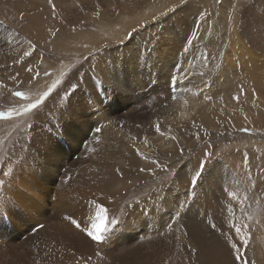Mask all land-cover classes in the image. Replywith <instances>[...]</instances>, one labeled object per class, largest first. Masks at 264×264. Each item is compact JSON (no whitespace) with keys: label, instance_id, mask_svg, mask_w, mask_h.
<instances>
[{"label":"rangeland","instance_id":"374dc122","mask_svg":"<svg viewBox=\"0 0 264 264\" xmlns=\"http://www.w3.org/2000/svg\"><path fill=\"white\" fill-rule=\"evenodd\" d=\"M46 1L0 0V24L16 30L22 45L12 70L8 73L0 70V112L11 113L8 119H0V180L5 181L0 185V192L11 198L0 207V264H125L127 261L122 260V256L126 250L133 253L136 248L137 254L132 257L134 264H190L179 237L172 235L176 231V220L170 214L166 224H159L154 231L145 233L152 236L150 233L157 232L153 235H158L166 247L159 260L151 250L153 243L138 232L147 228L149 223L146 226L138 225L137 221L133 223L136 216L133 212L138 203L151 197L150 189L161 187L162 183L153 180L144 184L145 181L136 180L133 174L124 176L123 169L131 168L130 155L134 157L135 154H127L125 147L132 140L153 131V128H147V122L154 112L157 114L159 110L171 107L202 81L196 78L202 68H208L206 80L220 71L225 65V55L229 53L234 64L232 72L230 67L227 68L230 83L225 85L226 77L216 90L224 107L240 106L250 110L254 125L249 127L245 119L248 115L242 114L240 118L247 126L239 128L231 114L217 104L218 108L211 109L210 118L221 127L216 125L213 129L208 121L195 120L193 123L197 127L194 130L198 128L199 135L196 136L194 130L190 133L187 142L193 137L196 142L186 144L191 150L183 148V154L197 155L199 162L205 159L204 153H211L208 166L217 158H232L237 152L246 151L248 157L255 155L256 161L262 160L260 168L264 170V53L256 51L246 41L249 40L246 39L248 29L254 31L257 38L261 30L258 27H264V23L260 26L264 18V0H209L212 10H209L208 17H213L218 25L213 49L203 44L193 48L190 43L183 45L186 50L184 65L186 69L193 67L195 72L187 80L178 82L172 90L165 83L164 88L149 91V84L135 97L129 95L130 101L120 98L119 92L107 84L94 67L101 54L114 47L111 36L121 26L119 22L103 17L93 25L88 24L87 17L98 19L99 10H103L99 7L95 11L85 9L68 13L66 21L64 14L67 12L63 11L61 15L54 12L53 17H38L34 26L36 11H41L39 3ZM75 1L67 3L75 7ZM204 1L130 0L132 10L116 16H122L125 22L142 19L143 25H135L131 36L133 32L151 34L150 41L156 47L151 52L158 55L156 51L162 53L166 45L157 28L169 17L187 19L188 23L194 21L197 24L195 28L192 25L191 34L187 36L203 38L205 32L199 28L203 15L197 11L202 8L201 12L204 9L207 12ZM29 2L38 6H31ZM232 16L235 22L229 20ZM148 17L153 19L144 20ZM113 27L116 28L112 30ZM233 27H236V33L230 31ZM233 35L241 36L244 44L250 45V53L239 45L241 55L235 54V47L230 45ZM26 42L28 46L24 45ZM221 47L225 49V55L220 52ZM26 52L31 55L25 56ZM50 63L57 64L58 68L48 69ZM29 67L33 69L32 73L25 70ZM45 72L54 75L48 83L50 75L45 76ZM37 73L39 77L34 79ZM13 76L15 80H11ZM56 80L60 84L50 94L44 108L28 115L17 114L24 102L13 96L16 90H23L35 98ZM15 81L17 83L12 84ZM169 94L172 96L167 101L165 98ZM237 113L242 110L237 109ZM172 166L166 176L175 173L178 162ZM110 171L118 175L117 179L109 176ZM139 173L145 174L144 171ZM180 186L176 187L180 189ZM163 189L162 186L159 191ZM119 192H122L120 196ZM252 195L260 198L247 226L248 239L242 253L244 261L234 262V256L227 251L229 248L225 249L226 257L235 264L264 262V194L260 190ZM177 213L175 211L173 215ZM73 219L81 222L82 227L86 225L87 230H94L93 224L107 228L102 233L103 242H94V255H85L87 239H91L85 231L74 226ZM134 226L136 229L131 231ZM128 233L130 240L125 241L122 237ZM110 238L113 239L109 240L112 249L108 252ZM227 239L220 236L219 244L230 246ZM180 256L186 259L182 263Z\"/></svg>","mask_w":264,"mask_h":264},{"label":"bare ground","instance_id":"6f19581e","mask_svg":"<svg viewBox=\"0 0 264 264\" xmlns=\"http://www.w3.org/2000/svg\"><path fill=\"white\" fill-rule=\"evenodd\" d=\"M68 1L51 0L50 3L47 0L46 2H40L39 6L36 5L37 3L29 2V5L38 6L41 10L40 12L36 11L37 17L33 23L34 26L37 24L36 20L38 17H53L54 12L57 15H61L63 11L67 12V14H64L66 21V18L69 17L68 13L84 11L85 9L95 11V9L99 10V7L102 8L103 10H99L98 19L87 17L88 24L93 25L99 19L105 17V19H112L111 22H119L121 26L115 32L113 31L111 36L114 47L107 49L105 53L101 54L100 58L96 60L94 67L96 72L107 81V84H110L119 92V97L127 98V101H130L137 92L149 84V91H157V88L163 87L165 83L172 90L178 82L187 80L190 74L195 71L191 66L186 69L184 65L183 59L186 50H184L183 45L190 43L189 45L192 48L199 44L211 49L214 47L212 43L217 36L218 25L213 17H208V12L211 9L209 0L204 1L207 6V12L205 9L201 12L202 8L197 11L203 15V19L200 22L201 27H199L202 32H205L203 38L199 39L191 35L189 37L193 36V38L190 40L187 36L191 34L189 31L192 25L195 28L197 24H194V21L188 23L187 19L181 20L177 16L169 17L157 28L163 44L166 45V49H162V53L156 51L158 55H154L151 52V50L156 49L153 42L150 41L152 38L151 34L133 32L134 34L131 36V31L135 25H143L142 19L134 18L125 22L121 18L122 16L117 17V13L120 14L125 11L126 13H123L127 14L132 10L133 5L130 4V0H76L75 7L73 4L67 3ZM113 4L115 6L109 8ZM18 9L19 11L22 10L21 7ZM213 14L216 16L215 13ZM56 17L59 18V16ZM147 19H153V17H148L144 20ZM234 19L235 17L232 16L229 20L235 22ZM108 22L110 23V21ZM261 22L260 26L263 25L264 18ZM74 23L78 24V21ZM38 28H40L39 25ZM115 28L113 27L112 30ZM258 28L261 29L257 33L259 37L256 38L255 32L248 29L249 35L246 36V39L249 40L246 41L252 44L251 46L249 45L250 47L260 53H264V27ZM230 31L236 33V27H233ZM23 39L26 40L25 38ZM24 45L28 46V43L26 42ZM230 45L235 47V54L238 55H241V51L238 49L239 45L243 51L249 52L250 49L247 44H244L241 36L233 35ZM31 49L33 50L32 45ZM20 51H22V45L19 33L0 24V70L7 73L8 71L10 72ZM222 51L225 55V49L221 47L220 52ZM225 56V65L220 71L216 72L209 80H206L204 78L208 75V68H202L201 72L196 75V78L202 81L196 87H193L188 94L178 98L171 107L159 110L157 114L154 112V115L150 116L147 122V128H153V131L146 132L139 138L129 142L125 147L127 154L135 152L136 155L133 153V157L129 154L132 165L130 169H123L124 176L133 174L136 180L145 181L144 184L147 181L156 180V183L161 182L162 185L160 186L164 187L163 191H159L161 188L159 185H156L159 188L155 187L153 189L152 187L150 189L152 190L151 197L138 203L137 208L133 212L136 213L133 223L137 221L138 225L142 226H146L149 223L147 228L138 232L143 234L142 236H145L149 242L153 243L154 246L151 247V250L155 253L153 255H155L156 260L161 258V253H165L166 247L159 240L158 235H153L157 234V232L150 233L152 236H147L145 233L147 230L154 231L159 224H166L170 214V217L176 220V231L172 235L179 237V241L182 243V251L187 256V260L180 256L182 258L180 263L186 260L190 264H235L230 261V258L226 257L225 249L229 248L227 251H230L231 255L235 257L237 253L232 249V245L236 244L240 248L239 254L242 255L245 247L243 241L248 239L247 226L260 198H257V196L255 198L252 192L261 190L264 194V170L261 171L260 168L262 160L260 159L261 162L256 161L255 155L251 154L248 157L249 154L246 151L247 155L241 151L237 152L232 158L227 156L213 160L206 166L195 190L193 191L190 187L191 178L195 175L199 162L197 161V155L187 156V153L184 152L183 154L181 149L191 150L186 148V144L188 146V144L192 145L196 142V137L187 142L190 133L197 127L193 122L195 120H206L210 123L211 128H216L217 122H212L210 117L212 115L211 109L218 108V105L231 114L236 124H239V128L247 126L243 122L244 119L240 118L242 114L243 116L248 115L245 119L249 127H252L255 122L252 116H249V114L251 115L250 110H244L240 106H233L231 109L223 106L221 95L216 90L217 85L224 81L226 77L225 85L230 83L228 80L230 75H227L229 72L227 68L230 67V72H232L234 67V64L231 63L233 59L229 58L230 54L227 53ZM51 68L57 69V64L50 63L48 69ZM53 77L54 75L51 74L47 78V83ZM15 83L17 82L15 81L12 84ZM129 95L132 98H129ZM170 96L172 95H167L165 99L167 100ZM225 99L229 100L226 96ZM237 109H241L242 113H237ZM169 112L171 113L168 114ZM157 124L160 127L159 132L156 131ZM218 126L221 127V125ZM197 130H194L196 136L199 135H197L199 133ZM156 161L158 163H155ZM176 161L179 166L175 169V173L171 176H166L167 171L173 167L172 165ZM138 166H140V169L137 171ZM141 169H143L145 174L139 173L142 171ZM164 174L165 176H163ZM109 176L112 179H117L118 175L110 171ZM164 177L166 178L164 179ZM164 181L166 182L164 183ZM179 184L181 185L180 189L176 187ZM118 194L120 196L122 192ZM261 199L263 200V198ZM151 201L154 204H151ZM175 211L178 213L173 215ZM236 228L241 229L239 234L235 232ZM135 229L136 226L132 227L131 231ZM129 234L124 235L122 238H125V241H129ZM220 236L228 238L230 246L224 247L219 244ZM109 240L113 241L112 238ZM110 241L107 245L109 248L106 249L108 252L112 249ZM260 243H262V240ZM137 250L138 248L133 253L132 250H126L125 255L122 256V260L127 261L125 264L135 263V261L132 262V257L136 256ZM85 253L87 257H89V254H95L94 241L87 239Z\"/></svg>","mask_w":264,"mask_h":264},{"label":"snow or ice","instance_id":"6c2138e0","mask_svg":"<svg viewBox=\"0 0 264 264\" xmlns=\"http://www.w3.org/2000/svg\"><path fill=\"white\" fill-rule=\"evenodd\" d=\"M49 2L51 3V0H49ZM24 55L30 56L31 53L26 52ZM25 70L28 73L33 72V69L30 67L26 68ZM49 75H50L49 73L45 72V76H49ZM38 77H39V73L36 74V77H34V79H36ZM12 78H13V80L16 79L15 76H13ZM59 84H60L59 80L54 81L51 84V86L47 88L46 91H43L42 94H40L39 96H37L35 98L26 95V93L23 90H19V89L16 90L13 93V96L18 98L22 102H24L22 104L21 111L18 112L17 114L28 115L31 113H35L38 110L44 108L46 106V101L50 98V94H53V90L57 89V86ZM69 85H70V82H69ZM58 94L59 93L57 92L56 95H58ZM209 99H210V97H209ZM235 99L238 100L239 97H235ZM10 115H11V113L0 112V119H8L10 117ZM97 131H100V129H97ZM156 131L157 132L160 131L159 124H157V126H156ZM173 139H175V137H173ZM181 152H183V149H181ZM204 157H205V159H201L199 161L198 168L195 172V175L191 178V181H190V187L193 191L195 190L197 182L201 179L202 173H204V171H205L206 165L208 163V159H210V157H211V153H204ZM155 163H158V161H156ZM141 170L143 171V169H141ZM4 174L7 175V173H4ZM4 184H5V181L0 180V185H4ZM10 201H11V198L8 197L6 193L0 192V207L5 206ZM100 219L103 220L104 218L100 217ZM71 222L74 224V226L77 229H80L81 231H85L86 235L92 241L98 242V243L103 242L104 237H103L102 233L107 231V228L105 226H103V225L97 226V225L93 224L92 228L94 230H87V226L85 225L84 227H82L81 222H78L74 219ZM240 231H241L240 228L235 229V232L237 234H239ZM243 243L247 244V239H244ZM232 249L237 253V255L234 257V262L244 261V257L239 254L240 248L236 244L232 245ZM245 264H247V262H245Z\"/></svg>","mask_w":264,"mask_h":264}]
</instances>
